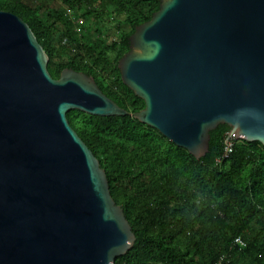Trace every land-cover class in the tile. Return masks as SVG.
Returning <instances> with one entry per match:
<instances>
[{"label": "water", "instance_id": "obj_1", "mask_svg": "<svg viewBox=\"0 0 264 264\" xmlns=\"http://www.w3.org/2000/svg\"><path fill=\"white\" fill-rule=\"evenodd\" d=\"M47 62L29 25L0 10V264H114L133 246L71 110L131 115L196 159L221 124L264 146V0H159L117 61L136 112Z\"/></svg>", "mask_w": 264, "mask_h": 264}, {"label": "trees", "instance_id": "obj_2", "mask_svg": "<svg viewBox=\"0 0 264 264\" xmlns=\"http://www.w3.org/2000/svg\"><path fill=\"white\" fill-rule=\"evenodd\" d=\"M159 0H0L21 17L48 56L53 78L69 67L93 77L100 90L129 112L144 107L121 81L118 59L128 36ZM123 15L129 30L100 37L103 23ZM116 23H118L116 21ZM118 27V24L115 26ZM118 29V28H117ZM70 126L104 169L109 191L135 235L114 264H264V146L236 141L221 159L226 125L210 131L199 159L131 115L66 113ZM239 238L241 243L235 242Z\"/></svg>", "mask_w": 264, "mask_h": 264}, {"label": "rangeland", "instance_id": "obj_3", "mask_svg": "<svg viewBox=\"0 0 264 264\" xmlns=\"http://www.w3.org/2000/svg\"><path fill=\"white\" fill-rule=\"evenodd\" d=\"M31 6H37L39 4H49L51 0H26ZM116 21L111 20L108 21L106 24L103 23L101 26V33L100 37L104 39L106 42H110V40L115 39L117 36L116 30L127 31L129 30L128 26L123 22L124 16L123 15H115ZM118 24V29L115 27Z\"/></svg>", "mask_w": 264, "mask_h": 264}, {"label": "built area", "instance_id": "obj_4", "mask_svg": "<svg viewBox=\"0 0 264 264\" xmlns=\"http://www.w3.org/2000/svg\"><path fill=\"white\" fill-rule=\"evenodd\" d=\"M239 139L240 138H236V136L234 135H230L229 137H227V133H226L224 140H223V152H222L221 159L226 158L231 153L233 146L235 145L236 141ZM235 242L241 243L239 238H236ZM213 264H222V258H220Z\"/></svg>", "mask_w": 264, "mask_h": 264}]
</instances>
